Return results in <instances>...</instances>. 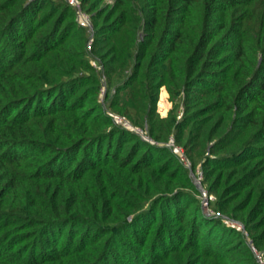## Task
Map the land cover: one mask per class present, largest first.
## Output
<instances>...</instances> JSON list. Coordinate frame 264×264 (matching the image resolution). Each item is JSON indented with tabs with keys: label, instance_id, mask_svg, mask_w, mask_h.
Listing matches in <instances>:
<instances>
[{
	"label": "trees",
	"instance_id": "16d2710c",
	"mask_svg": "<svg viewBox=\"0 0 264 264\" xmlns=\"http://www.w3.org/2000/svg\"><path fill=\"white\" fill-rule=\"evenodd\" d=\"M77 1L0 0V264H264V0Z\"/></svg>",
	"mask_w": 264,
	"mask_h": 264
},
{
	"label": "rangeland",
	"instance_id": "374dc122",
	"mask_svg": "<svg viewBox=\"0 0 264 264\" xmlns=\"http://www.w3.org/2000/svg\"><path fill=\"white\" fill-rule=\"evenodd\" d=\"M106 3L109 5V4H111V0H107L106 1ZM85 14H86V12H84ZM87 15H89L88 13H87ZM90 29V28H89ZM93 32V28L91 29V31H90V33H92ZM93 34V33H92ZM91 34V35H92ZM166 91H165V89L164 88H161V90H160V92H159V97H158V100H157V104H156V111L158 112V114H159V116L160 117H165L166 115H167V113H168V110L170 109V103L168 102V100H167V93H165ZM177 111V110H176ZM122 120V122L124 123V122H126V120H124V119H121ZM119 122V121H118ZM137 131H139V134L143 137V138H147L148 139V137L145 135V132L143 131V129H137ZM149 141H150V139H149ZM173 142V138H170L169 137V139H168V141H167V145L169 144L170 145V143H172ZM174 143V142H173ZM176 146V145H175ZM177 147H179V146H177ZM190 163V162H189ZM190 167H191V164H190ZM197 168L195 169V174L194 173H191L192 174V177L194 178V183H195V185H196V187L203 193V195H202V199L204 200H206L205 202H204V204L203 205H205L204 206V211L206 212V213H211V211L209 210V202H211V201H213L214 200V196H209L208 195V193H206L207 191H206V186L204 185V187H203V183H201L202 182V179L201 178H198V175L197 176H195L196 175V173L197 174H199V172H201V170H200V168H198L199 166H196ZM202 173V172H201ZM201 179V180H200ZM209 183V182H208ZM213 195V194H212ZM216 213H218V214H220V215H223L222 213H219V212H216ZM217 214V215H218ZM224 216V215H223ZM225 217V216H224ZM226 218V217H225ZM235 225H237V226H241V224L240 223H238V222H235L234 223ZM255 251V250H254ZM260 258V257H259Z\"/></svg>",
	"mask_w": 264,
	"mask_h": 264
},
{
	"label": "built area",
	"instance_id": "2783aa9c",
	"mask_svg": "<svg viewBox=\"0 0 264 264\" xmlns=\"http://www.w3.org/2000/svg\"><path fill=\"white\" fill-rule=\"evenodd\" d=\"M66 1H67L70 5L74 6V7L77 9V11H78V15H79V19H80V22H81L84 26L90 28V30H91L92 27H91V24H90V18H89V16H88L87 14H85V13L81 10V7H80L78 1H77V0H66ZM91 44H92V39L89 40V42H88V44H87V49H90V48H91ZM118 121H119V122H122L121 119H118ZM124 124L127 126V123H126V122H124ZM138 132H139V131H138ZM145 139H147V138H145ZM168 146H169L170 148H172L174 151H176V153L179 155L181 161L184 163V165H185L186 167H190V163H189V161L185 158V156H184V154H183V151H182V149H180V147L175 146V144H174L173 142L170 143V145L168 144ZM197 175H198V178H202V173H201V172H199V174H197ZM206 200H207V199H206ZM206 200H205V199H204V200L202 199V203L204 204V202H205ZM204 206H205V205H203V207H204ZM258 258H259V256H258ZM262 264H263V263H262Z\"/></svg>",
	"mask_w": 264,
	"mask_h": 264
},
{
	"label": "crops",
	"instance_id": "0c3cea01",
	"mask_svg": "<svg viewBox=\"0 0 264 264\" xmlns=\"http://www.w3.org/2000/svg\"><path fill=\"white\" fill-rule=\"evenodd\" d=\"M166 93V92H165Z\"/></svg>",
	"mask_w": 264,
	"mask_h": 264
}]
</instances>
